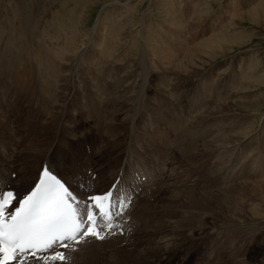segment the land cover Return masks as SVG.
<instances>
[{
    "label": "rangeland",
    "instance_id": "obj_1",
    "mask_svg": "<svg viewBox=\"0 0 264 264\" xmlns=\"http://www.w3.org/2000/svg\"><path fill=\"white\" fill-rule=\"evenodd\" d=\"M0 1L2 3L0 4V66L3 68L16 64V51L20 50V52H23V49L27 48L28 53H33L35 50H38V47H40L41 44H44L46 47L48 46V48L56 46L57 41H53L49 37L52 34L51 37L56 39L55 37H57L58 32H60L59 29L62 26L69 30H72V28H70V26H72L79 31V42L77 38H75L79 49L83 50L84 47L90 48V38L94 35L93 31L95 27H99V32L103 35H114L116 42H114L115 44L113 45L117 49V53L115 52L114 54L115 56L117 54L121 55L119 59L123 60L122 62L118 61L119 67H126L127 75L129 77H135V79L138 78L137 80H139L141 68L144 64L137 49L140 40H146L152 46V50L153 48H157L155 49V53L159 56L162 55L160 63L164 61L167 62V59L164 60L165 58L175 55L176 57H174L173 61L179 62L177 61L178 58L179 60L180 58H185V60L180 61H185L183 63H187V66H192L193 62L206 64L204 61H198L199 59H196L200 53H198V51H203V41H206V39H212L211 37L214 36L212 35L214 34L213 29H215L216 26L223 27L222 29H218L217 27L216 31L217 33L221 32L219 37H224L225 41L219 40L220 38L217 39V37H215L214 39L219 42V44L212 47V50L217 55V61L219 64L207 69V71H204L203 69L191 71L189 75L185 76V78H183L182 75L178 76L180 83L176 85L174 89L168 84V93L177 97L176 106L172 108L169 106L168 111L173 112L180 107L183 108L184 111L188 109L189 114L199 116L205 112H207V114L214 113L216 110H220L219 112H225L226 120H221V122H219L220 124L222 123L221 125H212L213 127L205 126V128L202 127L201 123H196L194 125V138L198 144L197 151L199 152L204 149L206 138L211 140L210 145L212 146L220 140H242L246 133L236 135L234 133L229 134L228 132L229 130H232L231 118L234 116L233 114L241 116L239 121L240 129L243 132L250 127L249 131H251L252 134L250 133L251 135L248 137V140L243 141L244 143H242L235 154L230 153L228 154L230 156H227L228 165L233 160L231 163V171L233 175L231 174L229 176H233L232 179L229 181L226 180L227 173H222L223 169L219 171L222 166H217L218 163L215 162L216 160L214 161L215 166H207L206 163H208V161H204V158H193L196 154H193V156L191 155L193 158L192 161L194 162L191 161L190 157L184 155L185 160L180 163L178 157L182 155V153H180L181 151H178L179 153L174 152L171 156L163 154L161 158H155L156 161L151 163L155 164V169H151V172L153 171L152 174L159 175L158 178H161L162 176L165 180L168 179V181L169 179H172V183H170V189H162L160 194H157L159 196L156 195L157 199L154 197L150 202L151 213L152 209L155 211L152 213L148 221L151 224L150 227H153L149 228V230L146 229L148 231H146L145 228L144 230L141 228L140 232L137 230L138 234L141 232V234L144 233L142 235L144 236V239H142L140 243L133 242L134 246L131 245L132 243L129 241L124 242V240L122 241L120 238L107 240L103 243H93L91 246L94 249L89 247L91 249H88V252L86 251V254L84 253L82 255V261L79 263L264 264V198L262 199V197H264V186L260 190L257 188L255 195V191H253L255 188H253L252 185L247 186L246 183L250 182L251 184L252 181L256 180L255 182H257L259 179L260 181H258V183L264 184V8L259 9L258 12L252 11L255 7H250V5L254 0H238V6H234L239 10L237 12L230 9V0H14V3L12 4L6 3L7 0ZM262 2L264 7V0ZM114 3L116 5H114ZM118 3L122 5L118 6ZM228 4H230L229 7ZM188 15L191 17L189 18ZM179 19H181L184 24H180V22H178ZM181 25H184V31L180 30L182 28ZM222 30L225 31L223 32ZM228 30H231L229 32L230 35L228 34ZM223 33H227L228 37ZM44 34L47 40L45 39ZM81 36L82 38H80ZM170 37L174 38L171 39ZM177 38H179V40L181 39L182 45L176 51V49L174 50V44L177 41L174 39L177 40ZM186 38H188V41ZM193 38L198 42L196 47H194ZM50 40L52 43L56 44L52 45V43L49 42ZM151 40H153V42ZM170 40L174 43L169 42ZM200 42L202 46L200 45ZM157 43L159 44V47L157 46ZM169 43L171 45L173 44V48L170 49L174 51V54L171 55L165 53L166 49H169V46L167 47V44L169 45ZM164 45L166 47H164ZM186 46L192 49L191 55L198 53L195 55V60L190 58L186 59V56L182 55L181 51L185 50V48H187ZM56 50L57 49H54V51ZM7 52H9V56L5 54ZM11 53H13L12 56L10 55ZM22 54L27 55V52H23ZM97 58L98 54L93 57L92 64L95 63ZM250 61H252V63H249ZM72 63L69 64L71 65ZM249 64H253L252 67L255 68L251 72L257 74H253V76L251 75L252 73L250 74L252 76L251 81L246 78L247 81L244 80L240 74L243 71L240 73L238 72L236 76H233L232 69L234 71H238L240 67L245 69ZM227 67L228 69L226 72L225 69ZM152 70L155 72L158 71V75L155 76L158 84L154 81L153 84L148 85L147 93L150 94L148 98L151 99V101H148L147 97H145L146 99L137 101L133 105L131 101L129 112L130 117L128 113H126V123L129 125V128L127 130L124 128L121 134V137L127 136V139L124 140L126 142L123 143V147L127 150L134 147V151L138 150L142 157L147 156L148 153L144 152L142 147L137 146L139 145L138 134L150 132L156 137L162 136L166 131L169 120H172L170 117H167V123L165 125L161 124L159 121V114L162 112V109L160 108V105L155 104L157 101H152V98H154L153 95L156 93L163 96L161 92L166 90L167 85L160 80V77L164 74L161 72L160 67L155 65L152 67ZM219 70H223L222 75L223 77L225 76L224 78L217 77ZM228 74H231L230 77H228ZM186 78L190 79V81L188 80L185 82ZM9 79L10 75H3L0 78V102L3 105L2 108H4V102L1 100L2 96L9 94L6 93L7 91H16L13 87L12 81H10L11 79ZM254 80L255 83L253 82ZM6 89L8 90L6 91ZM10 101L15 102L17 120H20L22 118V112L24 111L23 108H26L25 100L20 94L17 96L16 93L14 94V98ZM71 107L74 108L73 111L76 110L74 102L71 103ZM73 111L66 110L64 112L63 118L59 126H57V140L61 137L64 131L67 117ZM228 113L232 117H229ZM119 118L122 119V117ZM141 119L142 123H139V120ZM13 122L15 123L16 120H10V123ZM215 127L218 131H216ZM181 129H186V127L181 126ZM206 129L209 131V134L205 132ZM221 129L223 130V134L219 131ZM225 130H227V132ZM94 134L97 138L103 136V134L97 130L94 131ZM205 135L208 136L204 138L203 136ZM231 135L235 136L232 137ZM218 137L220 138L217 139ZM47 139L48 136L44 137V141ZM48 142L49 141H47V143ZM84 148H86V142ZM165 151L167 152V150ZM79 152L83 153L82 144L78 149L73 148L70 150L69 159L77 157ZM115 153L116 152H112V157L113 155L115 156ZM157 156V153L155 156L153 155V159ZM105 158L106 157L103 154V158L97 160V164H99L100 160L104 161ZM85 167L86 165L79 167V170L83 175ZM71 172H73L72 168L67 172L69 176H71ZM130 175L133 176V172H131ZM154 177L155 176H148V178H145L144 182H147ZM246 178L249 180L246 181ZM76 184L80 185V183ZM251 193L253 194L251 195ZM160 195L162 197H160ZM162 198H164V201ZM168 203L172 205H169ZM199 204L201 206H199ZM166 205L168 206L166 207ZM164 208H168V210L172 209V211L174 210L171 212L170 218L166 215L167 212L165 214V211L167 210ZM252 208L258 211L260 210L259 212L262 215L255 217V219L253 217ZM207 216L219 226L228 227L223 230L220 237L219 234L216 235V237L219 238L216 240L207 237V239L205 238V242H203L202 239L198 236L195 237V235H193L194 238H191V232L186 233L185 230H193L192 228L195 230L198 228L201 229V226L203 227L205 225L203 223H206L207 220H209ZM217 219H219L220 224ZM153 222L158 224L157 226L159 227H157L155 223L153 224ZM232 223L239 225V227L244 225V229H240L237 226L232 227ZM255 226L257 227L255 228ZM154 229L157 231L156 233H154ZM158 229H160L161 232L164 231V234L168 233L169 235L170 233L168 239H164L163 235H159L160 233L158 234ZM144 231L147 233L145 234ZM171 233L174 234V238ZM161 236L163 237L162 239H160ZM170 238L173 239L171 240ZM145 239L147 240L145 241ZM117 242L122 246L112 247L116 245ZM120 242H123V244ZM128 242L130 243V246ZM142 242L143 244H141ZM127 247H132V249H128ZM217 253L218 256H216ZM191 258L193 260H191ZM69 261L68 264H71L72 260L69 259Z\"/></svg>",
    "mask_w": 264,
    "mask_h": 264
},
{
    "label": "bare ground",
    "instance_id": "obj_2",
    "mask_svg": "<svg viewBox=\"0 0 264 264\" xmlns=\"http://www.w3.org/2000/svg\"><path fill=\"white\" fill-rule=\"evenodd\" d=\"M230 1H231V6L230 4H228V7L230 6V9L234 12L239 11L236 9V7H234L236 5L238 6L239 3L238 0H233V1L230 0ZM262 1L263 0H254V2L250 5V7L251 6L255 7L252 11L258 12L259 9H263L264 7ZM6 3L12 4L14 3V0H7ZM0 4H2L1 1ZM114 5L116 4L114 3ZM120 5L122 4L118 3V6ZM188 17L190 18L191 16L188 15ZM178 22H180V24L181 23L184 24V22L181 19H179ZM217 27L218 26H216V28L213 29L214 34L212 35L214 36L211 37L212 39L209 40L206 39V41H203L202 43L204 46L203 51H198V53L200 52L199 54L196 53L198 54V57L196 59H199L198 61L200 60L204 61V63L206 64L203 63L199 64L193 62L192 66H187L186 65L187 63L186 64L183 63L185 61L182 62L180 61V60H185V58L184 59L180 58V60L178 58L177 61L179 62L173 61L174 57H176L175 55H172L171 57L163 56V57H168L165 59L163 58L164 60L167 59V62L164 61L160 63L161 61L160 59L162 55L160 54L161 56H159L158 54L155 53L156 52L155 49L157 48L155 49L153 48L152 50V46L146 40H142V41L140 40L137 49L140 56L142 57V62L144 64L143 67L141 68V75L139 76L140 78L139 80H137L138 78L135 79V77H129L127 75L126 67H119L118 61L122 62L123 60L119 59L121 55L117 54L115 56L114 54L115 52L117 53V49L113 45L115 44L114 42H116V39H114V35L112 36V34L103 35L101 32H99L100 31L99 27L97 28L95 27L93 31L94 35L90 38L91 41L90 48L84 47L83 50L79 49L77 46L78 45L77 40L79 42L78 39L79 31L77 29H74L72 26H70L72 30L66 29V27L62 26L59 29L60 32H58L57 37H55L56 39H54V37H51L52 34L50 37L48 36L53 41L54 40L57 41V44L52 43L51 40L49 41L50 43H52V45L56 44V46H52L51 48L50 47L48 48V46L46 47L44 44H41L40 47H38V50L34 49L35 51H37V52L34 51L35 53L33 51H31L33 53H28L27 48H24L23 52H27V55L22 54L23 52L22 51L20 52V50L17 49L19 51H16V59H15L16 64L13 62L15 65H9L7 68H3L0 66V69H2L0 70V78L3 75L6 76L10 75L11 80L10 79L9 80L12 81L13 87L16 90V91H7L8 89H6L7 91L6 93L9 94L2 96L1 99L4 102V108H2L3 105L0 102V193H4L6 191L14 192L16 195V200L14 201L15 204L13 205V207L19 208L20 201L24 200V198L27 197L32 192L37 182L39 181L41 175L45 172V169H47V171L58 173L65 180V182L73 192L76 203L79 204L80 209H84V204L87 203V199L89 196H93L97 194L102 195L103 193L111 190L115 193V196L118 197V202L116 203V206L113 208V213H114L113 223H115L114 225L118 226L114 229L116 234L110 236L108 239L104 241H97L94 239H90L86 244H82L78 246L74 245V247H76L77 249L76 252L75 251L70 252L67 249L61 250V252L65 253V255L68 256L70 260H72L71 264H77L80 261H82L81 260L83 258L82 255L88 249H91L89 247H92L91 244L93 243L95 244L103 243L107 240L120 238L122 239V241L124 240V242L129 241L130 243H132L131 245L134 246L133 242L140 243V241L144 239L143 238L144 236H142L144 233L141 234L142 233L141 232L138 234L137 230L138 232H140L141 228H143V230L144 228L145 230L146 229L149 230V228L153 227V226L150 227L151 224L148 221L152 213H154L155 211V210L153 211L152 209V213H151L150 202L154 197L156 198L157 196H159L157 194H160L162 189H166V190L170 189L171 187L170 183H172L171 182L172 179H169L168 181V179L165 180L162 176L161 179L158 178L159 175L157 176L152 174L153 171L151 172V169L152 168L155 169L154 167L155 164H151V163H154L156 161L155 158H159V157L161 158L163 154L171 156L173 155L174 152L181 151L180 153H182V155L178 157V161L180 163L183 160H185L184 155L190 157L191 161L193 158L197 159L199 157H202L204 158V161H208V163L205 162L207 166L208 165L215 166V162H217L218 163L217 166H222V168L219 171L223 169L222 173L223 172L227 173L226 180L229 181L230 179H232L233 176L231 177L229 176L231 174L233 175L231 171L232 170L231 163L233 162V160L228 165L227 156L229 157L230 155L228 154L230 153L235 154L239 150V147L242 145V143H244L243 141L248 140V137L252 134V132L249 131L250 127L244 130L243 132L240 129L239 121L241 116H237L236 114H233L234 116L232 117L228 113V116L232 117L231 118L232 130H229L228 132L229 134L234 133L236 135L240 133H246V135H244V138L242 140L239 139L234 141L220 140L219 141L220 143L218 142L212 146L210 145L211 140L206 138L208 135H205L203 137L206 138V145L204 146V149L199 152L197 151L198 144L194 138L195 137L194 125L196 123H201L202 127L204 128L205 126L210 127L212 125L214 126L221 125L222 123L220 124L219 122H221V120L224 121L226 120L225 112L222 111L219 112L220 110L219 111L216 110V112L214 113L207 114V112H205L199 116V115L189 114L188 109L184 111L183 108L180 107L173 112L168 111L169 106L170 108H172L177 104L176 103L177 97L168 93L169 91L168 84L174 89L176 85L180 83L178 76L182 75V77L185 78V76L189 75L191 71H194L196 69H203L204 71H207V69L212 68L215 65L219 64L217 61V55L212 50L213 46H217L216 44H219V42H217L214 38L217 37V39L220 38L219 40H223V41H225V39L224 37H219L221 32L217 33L216 31ZM219 28L222 29L223 27L222 28L218 27V29ZM183 29H184V25L180 30L184 31ZM230 31L231 30H228V34ZM224 35L228 37L227 33H225ZM75 38H77V40ZM80 38H82V36ZM170 38L173 39L174 37L173 38L170 37ZM187 39L188 38H186V40ZM174 40L177 41L174 44L175 45L174 50L176 49L177 51L182 45V42L181 39L179 40V38H177V40L176 39ZM192 40H194V38ZM151 41L153 42V40ZM169 42H173V41L170 40ZM197 43L198 42H196L195 39L193 42L194 47L197 46ZM159 44L157 43L158 47ZM168 46L169 49H166L165 53H167V55L174 54V51L170 49L173 48V44L171 45L169 43V45L167 44V47ZM164 47L166 46L164 45ZM54 49L57 50L54 51ZM191 51L192 49L190 47H187L185 48V50H182L181 52L183 56H186V59L190 58L195 60L196 54L191 55ZM8 53L9 52L5 54L8 55ZM12 54L13 53H11L10 55L12 56ZM97 54H98V58L96 59L95 63L92 64V59ZM69 63L72 64L70 65ZM249 63H252V61H250ZM155 65H158L161 69V72L164 73L160 77V80L166 83L167 87L165 91L161 92L163 96L156 93L153 95L154 98H152V101H157L155 104L160 105V108L162 109V112L159 114V121L161 122V124L165 125L167 123V117H170L172 120H169L168 126L166 127V131L162 136L156 137L150 132H147L145 134L142 133L138 134L139 145L137 146L142 147L143 151L148 153L147 156L142 157L141 153L138 150L134 151V147H131L129 150L123 147L124 146L123 143L126 142L124 140L127 139V136L121 137V134L124 128L125 130L129 128V125H127L126 123L127 121L126 113H128L129 115L131 108L130 106L131 101L133 105L137 101L146 99L145 97L148 98V96L150 95L147 93L148 85L153 84L154 81L158 84L157 78H155V76L158 75L157 73L158 71L155 72L154 70H152V67ZM252 65L249 64L248 67L245 69L244 68L242 69V67H240L238 71L236 70L234 71L232 69L233 76H236L238 72L240 73L241 71H243L240 74L242 75L244 80L247 81L246 79H249L251 81L253 74H256L251 72L255 69L254 67H252ZM66 67H68L69 69ZM227 69L228 67L225 69L226 72ZM222 71L223 70L218 71L217 77L218 76L219 78L225 77V76L223 77ZM230 75L228 74V77H230ZM188 80L190 81V79L186 78L185 82ZM253 82L255 83V80ZM16 93L17 96L20 94V96L25 100V107L27 108V109L23 108L24 111L22 112V118L20 120H17L15 102L10 101L14 98V94ZM147 100L151 101V99L149 98ZM72 102L75 103V107H76L75 111H73L74 108L71 107ZM66 110L73 112L67 117L65 121L64 131L61 137L57 140L58 138L56 136L57 126H59L63 118L64 112ZM119 117H122V119H120ZM13 119H15L16 122L10 123V120ZM17 121H22V122H17ZM139 123H142V119L139 120ZM181 126L186 127V129H181ZM215 129L216 131H218L216 127ZM95 130L100 131L103 134V136H99L97 138V136L94 134ZM219 131H221L222 133L223 130L221 129ZM225 131L227 132V130ZM205 132L208 133L209 131H207L206 129ZM46 136H48V139L44 141V137ZM231 136L234 137L235 135H231ZM219 138L220 137H218L217 139ZM47 141L49 142L47 143ZM85 142H86V148H84ZM81 144H82L83 153L79 152L77 157L75 158L73 157L69 159L70 150H72L73 148L78 149ZM165 150H167V152ZM206 150H210V151H206ZM112 152H116L115 156L113 155V157H112ZM102 153L105 155L106 158L104 161L100 160L99 164H97V160L103 158ZM156 153L158 156L154 157L153 159V155L155 156ZM193 154H196V156L194 155V157L192 158ZM85 165L86 167L84 169V175H83L80 172L79 167H83ZM71 168L73 169V172H71V176H69L67 172H69ZM131 172H133V176L130 175ZM148 176H155V177L147 182H144L145 178H148ZM248 180L246 178V181ZM255 181H252L251 184L250 182H246V183L247 186L252 185V187L255 188L253 191H255V195H256V189L259 188L260 190L264 186V184H262L261 182H260L261 184H259L258 183V181H260L259 179L257 180V182ZM76 183H80V185ZM252 194L253 193H251V195ZM160 197L162 196L160 195ZM263 198L264 197H262V199ZM162 199L164 201V198ZM168 204L172 205L170 203ZM167 206L168 205H166V207ZM199 206L201 205L199 204ZM168 208H164V209L167 210L165 211V214L167 212L166 215H168V217L170 218V214L174 210L173 211L172 209L168 210ZM252 210H253L254 218L262 215L259 212L260 210L258 211L253 208ZM207 218L209 219L208 216ZM217 220L219 223V219ZM154 223L155 222H153V224ZM203 224L205 225L203 227L201 226V229L196 228L197 230H195L194 228H192L193 230L188 229L185 231L186 233L191 232L192 234L191 238L193 237V235H195V237L198 236L200 239L203 240V242H205V238L207 239V237L216 240L218 238L216 237V235L219 234L220 237L221 234L223 233V230L228 227L227 225H226L227 227L219 226L217 223H214L212 219L207 220V222ZM157 225L158 224H156V226ZM235 226H237L240 229L242 228L244 229V225L241 227H239V225L237 224L232 225V227ZM256 227L257 226H255V228ZM160 229L163 230L162 228ZM160 229H158L159 230L158 234L160 233L159 235H163L164 239L166 238L168 239L170 233L169 235L168 233L164 234L163 233L164 231L161 232ZM156 232L157 231H155L154 229V233ZM146 233L147 232H145V234ZM173 235L174 234H172V237L174 238ZM163 237L161 236L160 239H162ZM146 240L147 239H145V241ZM117 244L112 247L120 246V244L118 245ZM121 244H123V242ZM141 244H143V242ZM128 249H132V247ZM55 252H57V250L51 252V255L54 254ZM216 256H218V253L216 254ZM21 260H22V264H62V262L54 261V260H36L33 258H24ZM21 260L15 261L13 262V264H21ZM191 260L193 259L191 258Z\"/></svg>",
    "mask_w": 264,
    "mask_h": 264
},
{
    "label": "snow or ice",
    "instance_id": "obj_3",
    "mask_svg": "<svg viewBox=\"0 0 264 264\" xmlns=\"http://www.w3.org/2000/svg\"><path fill=\"white\" fill-rule=\"evenodd\" d=\"M49 176V182L37 185L20 201V207L7 222L5 208L15 197L12 192L0 193V264H13L21 260L18 254L31 250L35 256L36 252L54 249L58 244L73 252L77 250L74 245L86 244L90 239L104 241L116 234L113 208L118 197L113 191L90 196L91 203H85L81 211L67 189L50 173ZM41 179L43 182V174ZM51 259L62 264L69 262L63 252H55Z\"/></svg>",
    "mask_w": 264,
    "mask_h": 264
}]
</instances>
